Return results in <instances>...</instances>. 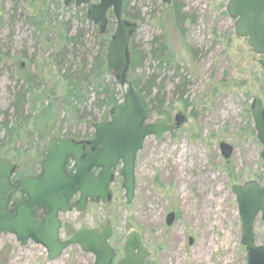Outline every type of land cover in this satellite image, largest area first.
<instances>
[{
  "label": "rangeland",
  "instance_id": "1",
  "mask_svg": "<svg viewBox=\"0 0 264 264\" xmlns=\"http://www.w3.org/2000/svg\"><path fill=\"white\" fill-rule=\"evenodd\" d=\"M126 2L127 14L140 19L130 49L134 46L145 59L128 79L144 89L148 124L175 125L179 113L186 122L159 139L146 140L137 156L130 204L117 173L109 204L90 202L82 213L61 215V239L83 229L102 232L110 221L115 264L124 257L132 232L140 235L148 252L144 264H247L232 190L250 181L264 187V146L252 117L256 98L264 108V57L236 34L225 0ZM174 5L182 9L178 26ZM87 9L65 6L64 0H0V159L18 165L15 179L39 174L44 146L51 140L91 138L93 124L110 121L115 105L108 100L123 105L126 88L113 74L100 79L89 75L101 47L98 27L85 18ZM115 30L110 11L106 35L111 39ZM77 33L84 40L75 48L72 43L65 46ZM161 36L169 49L166 60L153 55L154 40ZM62 51L68 62L59 68ZM84 65L88 68L82 75ZM30 77L32 86L26 84ZM18 85L30 88L20 117L12 109ZM158 96L165 100L161 108L155 103ZM7 115L18 132L8 133L2 126ZM221 143L234 150L229 160L221 154ZM170 213L176 219L168 226ZM254 234L256 244L264 247L262 216L255 221ZM94 262L93 255L77 246L50 261L41 246L29 242L21 247L14 236L0 234V264Z\"/></svg>",
  "mask_w": 264,
  "mask_h": 264
},
{
  "label": "water",
  "instance_id": "2",
  "mask_svg": "<svg viewBox=\"0 0 264 264\" xmlns=\"http://www.w3.org/2000/svg\"><path fill=\"white\" fill-rule=\"evenodd\" d=\"M125 0H64L65 6L88 7V21L98 26L101 34L108 25V13L112 11L116 30L107 48V69L116 83L126 88L123 105L110 111V121L96 123L92 127L96 140L87 153L86 141L54 139L47 144L46 158L40 164V173L33 177L23 176L13 180L18 165L8 158L0 159V234L16 238L22 247L29 242L41 246L50 261H56L72 246L95 257L94 264H115L117 253L110 246L112 227L110 221L98 232L83 229L67 240H61V215L76 211L82 213L89 202L109 204L111 186L118 173L122 178L125 198L130 204L136 191V161L150 137L161 138L180 128L186 118L179 113L175 125L164 121L147 123L146 110L133 84L128 80L131 66L130 44L137 31V23L124 19ZM170 5L171 0H161ZM230 18L236 21V34L248 39L252 51L264 57V0H225ZM252 117L259 142L264 146V108L256 98L252 104ZM100 146L99 148H96ZM222 156L229 160L233 148L220 144ZM264 162V150L262 152ZM72 163L73 175L67 171ZM120 168V169H119ZM119 169V171H118ZM93 171H98L93 174ZM241 217L242 244L247 251V264H264V247L255 242L254 224L258 216L264 221V187L256 181L233 187ZM20 192L24 200H12ZM79 196L78 201L74 199ZM176 219L170 213L166 219L171 226ZM193 244V240H190ZM148 252L140 235L132 232L125 243L124 257L116 264H144Z\"/></svg>",
  "mask_w": 264,
  "mask_h": 264
},
{
  "label": "trees",
  "instance_id": "3",
  "mask_svg": "<svg viewBox=\"0 0 264 264\" xmlns=\"http://www.w3.org/2000/svg\"><path fill=\"white\" fill-rule=\"evenodd\" d=\"M127 7H128V3H124L123 5V15L125 16L126 19H130L134 22H139L140 19L137 18V16H129L127 14ZM84 8V7H83ZM172 9V17L173 20L176 22V25H179V22H181V20H183L181 13H182V9L180 8L179 5H174L171 7ZM83 10V9H82ZM84 11V10H83ZM85 18H87V15H85ZM88 19V18H87ZM92 25V24H91ZM93 27H95L94 25H92ZM98 27V26H97ZM95 34H96V38L100 41V47H101V51L98 54L97 58L94 60L93 65L90 67L89 70V75H94L96 76L98 79L103 78L107 75H110L108 69H107V48H108V44L110 42V38L106 35V31L105 33L101 34L99 32V29L95 30ZM105 34V35H104ZM84 35L82 33H77L75 36L72 37H68L67 42L65 44H73L74 48L77 46L78 41H82L84 40ZM71 44V45H72ZM154 50H153V55L154 58H156V60H166V58L168 57V46L165 42V39L163 36L158 37L154 40ZM130 53H131V66H130V70H129V74L128 77L134 73V71L136 70L137 67H139L143 61L145 60L144 57L137 51V49L131 45V49H130ZM60 58H59V63H58V67L59 68H63L64 64L68 62V60H66V57L68 56V54L65 56L63 54V51L59 54ZM66 61V62H65ZM88 68L87 65L82 66V69L80 70L82 75H84L86 69ZM134 86V88L137 90L140 99L142 101V104L146 110L147 115L149 116V112H148V104H145V98L146 95L144 96V89H140L138 87V84L136 82V80H131V78L128 79ZM35 82V80L33 78H29L28 80H26V84H29V86H32V84ZM149 85L151 86V82H149ZM116 86L114 83L112 84V87ZM30 94V88H26L24 85H18V93L16 95L15 101L12 104V109L14 111V115L16 116H22L23 112H24V106L28 101V95ZM109 103L116 107L117 103H119L117 100L115 99H110L108 100ZM164 98H160L159 96L156 98V102L158 107L161 108L164 105ZM113 107V108H114ZM147 116V118H148ZM9 117L7 115V118L4 120L3 123V127L5 128V130L8 133H14V132H18L19 128H14L12 125H10L9 123ZM7 133V134H8ZM43 157L46 156V148L44 146V150L42 153ZM2 158V157H1ZM5 158V157H3Z\"/></svg>",
  "mask_w": 264,
  "mask_h": 264
},
{
  "label": "flooded vegetation",
  "instance_id": "4",
  "mask_svg": "<svg viewBox=\"0 0 264 264\" xmlns=\"http://www.w3.org/2000/svg\"><path fill=\"white\" fill-rule=\"evenodd\" d=\"M96 140V136H95V133L91 136V138H86V139H82V140H80V141H78V142H83V141H86L87 142V145L85 146V150L87 151V153H89V151H90V144L93 142V141H95ZM100 146H97L96 148H99ZM137 162V161H136ZM67 171H68V173L70 174V175H73V173H74V169L72 168V166H71V162L68 164V166H67ZM94 175L95 174H97L98 173V171H93L92 172ZM115 181V180H114ZM136 182V181H135ZM114 184V183H113ZM136 192V191H135ZM78 199H79V196L78 197H76L75 199H74V202H76V201H78ZM12 200H20V201H22V200H24V196L21 194V193H16L14 196H13V198H12ZM88 207V206H87ZM96 231V230H95ZM148 255V254H147ZM147 257V256H146Z\"/></svg>",
  "mask_w": 264,
  "mask_h": 264
}]
</instances>
